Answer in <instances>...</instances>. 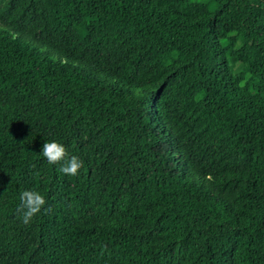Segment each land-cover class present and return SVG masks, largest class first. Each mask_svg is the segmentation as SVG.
<instances>
[{
    "label": "trees",
    "instance_id": "16d2710c",
    "mask_svg": "<svg viewBox=\"0 0 264 264\" xmlns=\"http://www.w3.org/2000/svg\"><path fill=\"white\" fill-rule=\"evenodd\" d=\"M0 264H264V0H0Z\"/></svg>",
    "mask_w": 264,
    "mask_h": 264
},
{
    "label": "clouds",
    "instance_id": "9594fccd",
    "mask_svg": "<svg viewBox=\"0 0 264 264\" xmlns=\"http://www.w3.org/2000/svg\"><path fill=\"white\" fill-rule=\"evenodd\" d=\"M40 155L47 160L50 165H60L57 169L59 173L75 177L78 176L83 167V161L76 155L69 156L65 146L59 142H45L40 150ZM20 204L17 207V214L21 222L30 224L33 219L45 209L46 199L39 191L25 190L20 193Z\"/></svg>",
    "mask_w": 264,
    "mask_h": 264
}]
</instances>
